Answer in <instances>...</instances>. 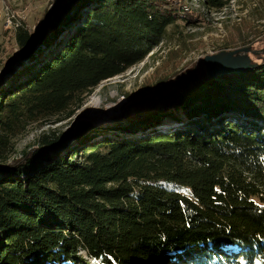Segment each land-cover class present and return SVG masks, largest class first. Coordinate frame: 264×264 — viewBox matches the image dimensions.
<instances>
[{
	"label": "trees",
	"instance_id": "obj_1",
	"mask_svg": "<svg viewBox=\"0 0 264 264\" xmlns=\"http://www.w3.org/2000/svg\"><path fill=\"white\" fill-rule=\"evenodd\" d=\"M194 13L189 0H58L40 18L37 51L27 28L15 31L27 62L0 85V264H264V52L254 41L227 38L218 52L249 47L254 66L214 80L201 63L160 66L126 95L127 127L112 134L82 137V124L1 159L29 126L72 116L143 62L169 29L197 26Z\"/></svg>",
	"mask_w": 264,
	"mask_h": 264
},
{
	"label": "rangeland",
	"instance_id": "obj_2",
	"mask_svg": "<svg viewBox=\"0 0 264 264\" xmlns=\"http://www.w3.org/2000/svg\"><path fill=\"white\" fill-rule=\"evenodd\" d=\"M189 1L200 20L197 26L179 25L169 29L156 50L143 62L133 66L125 74L103 82L85 95L82 102L75 106L72 116H61L29 126L23 134L11 140L1 159L13 163L25 151L36 148L44 136L55 138L75 135L80 123L88 125L82 137H93L96 133L112 134L115 128L127 127L128 122L124 117L125 109L129 107L127 94H135L147 80L153 79L154 71L160 66L170 64L168 70L171 73L180 63V67L187 62L199 63L207 55L218 53L219 46L225 44L230 36L236 39L241 36L247 42L254 41L252 46L257 53L264 52V0H232L226 8L219 11L204 8L203 0ZM53 2L54 0H0V85L9 77L11 58L19 55L15 40L17 25L36 32L41 16ZM19 59L20 55L17 61ZM18 68V65L14 66V69ZM140 117L141 115L137 118ZM174 127L164 124L160 129L169 132ZM165 186L189 194L186 189Z\"/></svg>",
	"mask_w": 264,
	"mask_h": 264
},
{
	"label": "water",
	"instance_id": "obj_3",
	"mask_svg": "<svg viewBox=\"0 0 264 264\" xmlns=\"http://www.w3.org/2000/svg\"><path fill=\"white\" fill-rule=\"evenodd\" d=\"M58 3V0H54L52 5L49 7L47 12L50 13L53 11ZM41 26V21H39L37 25L36 32H31L33 41L27 48L28 51H37L41 45V33L39 32V28ZM18 54L20 55V59L17 61V57L19 55H15V57L11 58L10 61L12 64V69H14V66L18 65L20 67L21 64H24L27 62V59L25 58L26 52H22L18 50ZM251 52V48L249 47H243L238 48L235 50H226L221 51L215 54L207 55L202 62H199L204 67V72L206 77L209 80L217 79L224 75H232L234 73L240 72V71H247L250 68H252L254 65L251 63V59L249 58V53ZM11 69V70H12ZM10 71V70H9ZM136 93V92H135ZM82 123H80V126Z\"/></svg>",
	"mask_w": 264,
	"mask_h": 264
},
{
	"label": "built area",
	"instance_id": "obj_4",
	"mask_svg": "<svg viewBox=\"0 0 264 264\" xmlns=\"http://www.w3.org/2000/svg\"><path fill=\"white\" fill-rule=\"evenodd\" d=\"M203 7H204V8H208V7H206L205 5H203ZM208 9H209V8H208ZM19 27H20V25H17V28H19Z\"/></svg>",
	"mask_w": 264,
	"mask_h": 264
}]
</instances>
